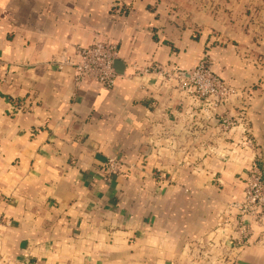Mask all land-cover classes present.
Segmentation results:
<instances>
[{"label": "crops", "instance_id": "1", "mask_svg": "<svg viewBox=\"0 0 264 264\" xmlns=\"http://www.w3.org/2000/svg\"><path fill=\"white\" fill-rule=\"evenodd\" d=\"M96 41L116 43L115 84L75 90L55 63ZM202 56L240 90L216 116L131 75L185 78ZM223 112L243 121L222 132ZM110 156L123 173L105 176ZM253 156L264 178V0H0V264H199L229 242ZM259 230L222 264H264Z\"/></svg>", "mask_w": 264, "mask_h": 264}, {"label": "built area", "instance_id": "2", "mask_svg": "<svg viewBox=\"0 0 264 264\" xmlns=\"http://www.w3.org/2000/svg\"><path fill=\"white\" fill-rule=\"evenodd\" d=\"M79 60L74 61L67 57H61L55 63L58 69L64 65H70L74 69L73 88L77 90L82 84L97 83L106 88L115 84L117 74L114 69V61L117 59L116 43L112 41H96L87 46L77 47ZM154 74L163 81H174L179 87L190 89L189 92L194 100L201 106L200 110H207L206 118L216 116L217 106L228 104L240 95V90L229 85L209 66L206 56H202L193 68L183 73L167 65L156 64L152 66H135L131 75L138 78ZM241 118H233L226 112L220 113L218 122L222 132L233 131L240 125ZM246 131V130H244ZM244 148L255 149L253 139L247 132H242L237 140ZM128 164L117 156L107 157L103 163L102 171L106 177L123 173ZM125 168V170H124ZM234 212H227L220 221L222 229L229 235L220 248L213 246L205 247L199 251L201 260L199 264H222L232 248L240 247L243 242L250 238L254 228H260L257 241L264 237V178L262 170L253 156L244 173V189L241 200L231 202Z\"/></svg>", "mask_w": 264, "mask_h": 264}]
</instances>
